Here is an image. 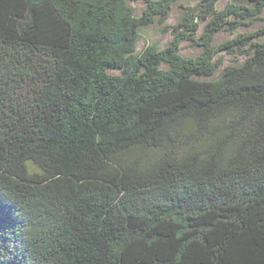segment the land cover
<instances>
[{"label":"trees","instance_id":"trees-1","mask_svg":"<svg viewBox=\"0 0 264 264\" xmlns=\"http://www.w3.org/2000/svg\"><path fill=\"white\" fill-rule=\"evenodd\" d=\"M218 1L0 0V264H264V0Z\"/></svg>","mask_w":264,"mask_h":264},{"label":"rangeland","instance_id":"rangeland-1","mask_svg":"<svg viewBox=\"0 0 264 264\" xmlns=\"http://www.w3.org/2000/svg\"><path fill=\"white\" fill-rule=\"evenodd\" d=\"M199 0H178L177 4L173 7V10L168 18V20L165 22V26H173L179 16L182 13V10L179 8L184 5H194ZM229 0H219L216 4L217 10H223L225 6L227 5ZM132 8L134 9L135 13L137 15L140 14L141 10L143 9L142 3H132ZM245 30H237V31H222L216 34L215 36V43H225L227 41L233 40L237 37L238 34L244 33ZM172 39L170 31L167 33H163V27L158 26L157 24L151 25L147 28H143L139 32V38L137 42V49L136 52L139 54L146 47L150 46L151 44H156L159 49H163L164 46ZM198 53V48L193 47L191 44L185 42L181 44V51L180 54L184 57H191L195 56ZM223 57V65L222 67L228 66L233 64L235 61H244L246 56L243 54H238L237 52L231 53V52H224L220 54Z\"/></svg>","mask_w":264,"mask_h":264}]
</instances>
